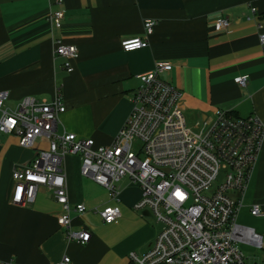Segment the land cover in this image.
<instances>
[{
	"label": "crops",
	"instance_id": "obj_1",
	"mask_svg": "<svg viewBox=\"0 0 264 264\" xmlns=\"http://www.w3.org/2000/svg\"><path fill=\"white\" fill-rule=\"evenodd\" d=\"M56 9L64 12L60 28L47 19ZM146 18L155 21L148 46L122 50V40L144 36ZM219 18L228 25L217 30ZM262 32L264 0H62L60 5L54 0H0V91L9 94L5 107L14 109L27 96L49 101L60 88L65 111L57 119L58 133L72 132L107 146L132 108L136 76L167 61L172 67L160 78L182 92L188 124L217 110L234 117L254 114L264 124ZM58 41L78 48L70 72L54 53ZM242 75L247 76L243 87L235 81ZM0 139V261L54 264L69 256L73 264H136L129 254L141 256L152 246L162 223L149 207H133L141 198L139 186L124 176L116 184L118 200L111 199L104 187L81 174L78 155H66L63 166L70 205L86 208L81 214L72 211L70 224L90 231L88 243L65 237L57 223L62 206L50 189L39 187L30 203H12V170L30 166L37 149L19 146L13 134ZM42 140L35 145L41 148ZM229 196L241 201L237 218H251L249 226L237 224L260 236L261 247H256L264 257V216L249 212L252 204L264 211V142L246 190ZM106 206L120 210L110 224L95 212Z\"/></svg>",
	"mask_w": 264,
	"mask_h": 264
},
{
	"label": "built area",
	"instance_id": "obj_2",
	"mask_svg": "<svg viewBox=\"0 0 264 264\" xmlns=\"http://www.w3.org/2000/svg\"><path fill=\"white\" fill-rule=\"evenodd\" d=\"M54 3L60 5L62 0ZM47 16L56 28L62 26L63 10H50ZM154 25L153 19H144V36L122 40L121 49L133 51L148 46ZM227 25L225 18L215 22L217 30ZM259 43L264 48V32L259 34ZM54 53L64 59V69L72 71V61L78 57L77 46L58 41ZM171 67L170 62L157 61L151 70L136 76L139 85L132 92V108L107 146L96 145L91 138H78L72 132L58 133L57 119L65 111L60 88L55 89L49 101L27 96L14 109L5 107L9 94L0 91V135L17 136L23 148H32L40 138L48 143V149H39L30 166L13 168L10 200L24 205L34 200L39 187L50 189L62 206L57 223L64 228L65 237L79 244L88 243L90 231L73 229L70 224L71 212L81 214L86 208L83 203L70 205L63 166L66 155H78L81 174L106 188L111 199L118 200L116 183L124 176L138 184L141 198L133 207H149L162 223L152 246L141 256L131 252V261L245 264L238 242L261 247L260 236L239 227L241 201L231 198L229 192L243 194L246 190L264 142V124L254 114L234 117L223 110L188 124L182 92L160 78ZM235 81L243 87L247 76ZM95 212L106 224L120 216L116 206ZM250 213L264 216L259 204H252ZM54 264L73 263L69 256H63Z\"/></svg>",
	"mask_w": 264,
	"mask_h": 264
},
{
	"label": "rangeland",
	"instance_id": "obj_3",
	"mask_svg": "<svg viewBox=\"0 0 264 264\" xmlns=\"http://www.w3.org/2000/svg\"><path fill=\"white\" fill-rule=\"evenodd\" d=\"M43 143L41 145V148L37 147L36 145H34L33 147L37 149V153L39 149L42 150H47L46 146H47V140L45 138H42ZM35 156V154H34ZM34 160V159H33ZM86 177V176H84ZM220 178H221V174H220ZM220 178L218 181H220ZM90 179V178H89ZM133 183V182H132ZM117 184V183H116ZM136 184V183H135ZM138 185V184H137ZM140 188V187H139ZM106 189V188H105ZM107 191V190H106ZM108 192V191H107ZM250 212V211H249ZM251 214V213H250ZM253 216V215H252ZM255 217V216H254ZM155 218V216H154ZM248 222H251V218L244 216L243 214H241L238 218H237V223H241L243 225L249 226L247 225ZM159 223V222H158ZM238 246L240 248V250L243 252L244 255V261L245 264H264V257H263V252L260 248H257L254 245L251 244H244L241 242H238Z\"/></svg>",
	"mask_w": 264,
	"mask_h": 264
}]
</instances>
